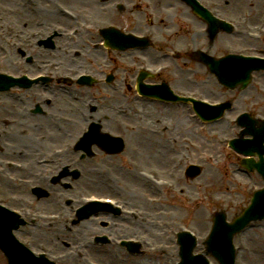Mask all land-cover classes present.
I'll return each instance as SVG.
<instances>
[{
	"label": "rangeland",
	"instance_id": "rangeland-1",
	"mask_svg": "<svg viewBox=\"0 0 264 264\" xmlns=\"http://www.w3.org/2000/svg\"><path fill=\"white\" fill-rule=\"evenodd\" d=\"M53 1L36 0V2L26 4L24 0H0V19L5 21L4 23H9L11 20L16 21V27L23 29L25 33L32 29L50 31V27L63 26V34L57 38L59 46L54 51L41 53L40 59L42 61L40 64L53 61L60 64L61 69L64 67L77 68L99 74L106 67L108 70L114 67L116 74L122 77L123 74L129 75L130 66L136 67L141 62H147L151 65L167 62V60H158L160 57L158 58L155 53L159 50L156 48H148L143 53H139L140 50H133L132 55L129 50L125 52L110 51L109 60H107L104 50L92 52L86 46L81 47L77 44L67 43L65 32L72 26V23H69L66 17L56 12ZM57 1L64 3L66 7L72 10L78 11L80 13L79 19L99 26L116 23L119 28L130 30L132 20H135L140 25V30L138 29L137 32L153 25L164 37H167L175 27L174 32L169 36V39L173 41L171 44H176L177 47L185 49L209 47L217 56L224 54L225 51L233 47H239L246 52H264V43H253L247 38H229L223 34H217L211 44H208L206 26L189 10V16L199 26L190 25L183 8L180 6L184 4L177 0H168V2H163V0H110L111 2L106 4H99L95 0ZM217 1L224 13L234 10L239 2L243 3L240 5V10L243 12L263 11L262 8L255 10V6L259 3L256 2L258 0ZM111 4H116V6L121 4L122 9H115L111 7ZM157 6H159L160 14L154 17L152 13L155 12L154 9ZM161 9L162 12L166 10V14H163ZM251 17L252 20L257 18V24L259 18ZM65 19L68 20V23ZM60 40L63 42L60 43ZM85 40L88 41V37ZM79 48L81 49L79 57L71 56L72 54L68 53L71 49ZM176 65L189 68L182 72L179 67L176 68ZM175 68L176 71H174ZM167 76L172 77L169 79ZM160 77H164V80L167 79L180 89L194 91L196 94L203 95L200 97L205 96L211 101L234 99V108L232 112L227 114V123L224 120L212 124L202 123L192 116L193 113L189 107L159 105L147 99H134L130 95L131 93L127 94L128 96H122L121 92H126L128 86L127 79L121 84L118 92H114L104 85H94L90 94L86 93L88 92L87 88H78L82 96L79 99L76 97L78 100H74L71 105L83 111L90 104L92 107L93 103L98 108L111 111L116 117V121L107 128L113 133L124 135L129 144V152L125 153L127 155L125 166L127 173L119 166L124 162L122 156L98 159L87 163L85 166L81 164L84 178L78 184L80 187H86L81 188L82 193L94 192L109 195L102 190L104 188L102 183L98 184V180L95 178V170L101 164L110 166L113 176L120 181V184L116 183L119 189L114 196L129 201L131 206L144 210L143 215L138 219L127 220L122 223L130 228L128 235L132 236L139 232L146 237L145 240L148 243L152 242L156 244L155 246H166V251L158 252L155 255L148 254L146 247L145 249L140 247L141 251L138 255H130L124 254L123 249L118 250L111 244L101 246L91 243L92 246L89 248L91 255L104 264H175L178 260L175 233L181 226L185 225L198 237L200 247L197 248L196 252L200 251L202 248L201 241L211 228L213 213L222 210L227 214V220L231 221L248 204V194L252 192L254 186H261L262 183L261 178L256 173H241L239 159L234 158L235 155L233 156L224 141L228 137H236L240 130L235 124L229 123L237 113L247 110L255 117L264 116V71L254 72L251 84L242 92L228 91L220 87L203 65L188 58L178 59L174 63H170L168 71ZM117 85L119 86L118 83ZM37 91L33 90L34 95H30V99L23 96L25 102H31L30 105H26L18 99H3L0 102L3 104L7 101L6 104L8 105L6 108H0V114L3 111H8L10 117L18 121L19 128L26 131L20 134V137L27 139V146L22 147L23 149H29L33 145V148L40 150L43 149V144H48V124H46L48 119L42 115L41 108L42 97L46 92L39 96L41 98H37L38 96L35 94L40 92ZM67 104L69 103H65V105ZM36 106L40 111L32 114L31 110ZM16 107L21 108L18 111ZM64 113L68 116L73 115L70 105L65 107ZM23 121H27V123L23 124ZM52 123L49 125L53 129L49 131L53 133L52 139L55 140L51 141V147H58L61 143L56 140L62 139L63 136L57 128L59 127L57 122ZM12 124L13 121H9L4 126L11 129ZM2 125L0 120V126ZM83 125L84 123H81V125L76 126L78 132ZM21 131H18V135ZM74 133L75 131L71 132L69 141H71ZM63 138V141H68V137ZM9 140L17 144L15 138L10 137ZM15 148L21 149V146ZM133 148L137 152H141V155L133 154ZM154 156L158 159L154 160ZM209 157H211L210 160ZM29 159L30 157L24 158L26 161ZM136 159L143 163L144 167H156L160 177L173 180L176 188L171 190L156 189L151 188V185H148L146 181L145 184L138 181L131 173L132 162ZM96 162L99 163L95 164ZM191 163L201 166L202 171L196 178H187L184 175L185 166ZM231 173H234L235 176ZM100 182L103 181L100 180ZM104 182L107 183L106 185L115 183L112 179H107ZM115 188L117 187L115 186ZM178 189L182 190V194L178 193ZM142 194H147L150 197H161L162 201L159 204L151 205L146 202ZM25 196H30V198H25ZM25 202L33 203L38 209L48 211V198L37 200L24 189L17 191L16 200L11 203L13 206H19ZM166 212L169 213L168 217H166ZM98 217H103L102 223L108 225L106 214L100 213ZM87 225L92 227L90 231H85L80 227L81 234L86 241H89L93 234L112 230L109 225H98V221ZM32 230L36 229H24V234L29 236L30 242L36 248H39L41 243H45L54 252H61L73 244L69 240L62 243L60 241L50 243V238L53 237L50 235L52 232L49 233L45 226L36 230L35 233L31 232ZM58 230H60L59 226L55 231ZM21 234L18 235L21 236ZM34 238H37L38 242L32 241ZM22 240L24 241V239ZM233 241L238 248L235 264H264V220L245 228L241 233L234 236ZM70 243L71 245L68 246ZM74 259L68 264L80 262L77 258ZM0 264H6L1 253Z\"/></svg>",
	"mask_w": 264,
	"mask_h": 264
},
{
	"label": "water",
	"instance_id": "water-1",
	"mask_svg": "<svg viewBox=\"0 0 264 264\" xmlns=\"http://www.w3.org/2000/svg\"><path fill=\"white\" fill-rule=\"evenodd\" d=\"M210 67L211 69H213L216 73V75L218 76V78L224 82L226 81H230V80H234L236 77H237V74L236 73H228L227 77L226 76H223L220 72V69H219V66H218V63H215V62H210ZM240 67V66H239ZM243 70V69H242ZM241 70V71H242ZM245 70V69H244ZM247 83V80H244L243 82H241V87H244ZM249 131H252L250 128L248 129ZM264 132V126L263 128L259 130H257L255 132V135H256V138H259L260 137V134ZM257 201H253V205L251 208H253L255 205H256ZM220 222H222V219L221 218H217L215 220V226H214V231L217 230ZM2 232V226H0V234ZM215 235V232L213 233ZM214 235L212 237H214ZM0 245L3 246L4 250H9L11 245H12V242L10 239H5V238H2L0 236Z\"/></svg>",
	"mask_w": 264,
	"mask_h": 264
},
{
	"label": "bare ground",
	"instance_id": "bare-ground-1",
	"mask_svg": "<svg viewBox=\"0 0 264 264\" xmlns=\"http://www.w3.org/2000/svg\"><path fill=\"white\" fill-rule=\"evenodd\" d=\"M141 152L139 153V156H140ZM158 158L156 156H154V160H157ZM211 177V176H210ZM139 181V180H138ZM181 194H182V190H180ZM85 225V223H84Z\"/></svg>",
	"mask_w": 264,
	"mask_h": 264
},
{
	"label": "flooded vegetation",
	"instance_id": "flooded-vegetation-1",
	"mask_svg": "<svg viewBox=\"0 0 264 264\" xmlns=\"http://www.w3.org/2000/svg\"><path fill=\"white\" fill-rule=\"evenodd\" d=\"M186 16V15H185Z\"/></svg>",
	"mask_w": 264,
	"mask_h": 264
}]
</instances>
